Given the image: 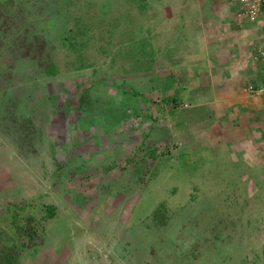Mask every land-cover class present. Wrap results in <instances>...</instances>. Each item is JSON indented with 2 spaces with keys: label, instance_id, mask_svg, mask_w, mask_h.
Listing matches in <instances>:
<instances>
[{
  "label": "rangeland",
  "instance_id": "obj_1",
  "mask_svg": "<svg viewBox=\"0 0 264 264\" xmlns=\"http://www.w3.org/2000/svg\"><path fill=\"white\" fill-rule=\"evenodd\" d=\"M8 2L0 0V111L29 126L40 153L32 156L27 142L14 143L11 130L0 134L1 168L12 165L6 162L10 150L23 146L29 156H20L22 179L14 180L7 168L10 178L0 179V191L20 190L0 192V252L13 246L21 252L23 242L6 219L47 190L45 202L35 204L39 221L45 205L56 203L57 229L74 237L52 253L54 243L45 247L42 234L43 243L34 245L39 260L33 263L32 251L23 250L16 264H264V137L247 129L250 136L239 135L233 146L225 132L206 130L214 136L210 142L204 131H177L171 124L179 106L169 113L159 104L180 82L152 75L162 62L161 56L155 61L156 42L177 52L178 27L162 26L168 14L160 13L170 0ZM84 28L93 34H83ZM23 42L35 44L31 53L15 51ZM50 63L53 76L46 73ZM87 87L75 104L76 93ZM71 123H77V144ZM150 141L166 151L144 167L149 173L141 181L127 159L141 156ZM50 152L62 153L66 163L56 182ZM148 198L157 200H150L154 208L164 205L165 224L150 220L154 208L141 203ZM138 205V212L144 209L134 221ZM200 217L205 222L198 229L192 225Z\"/></svg>",
  "mask_w": 264,
  "mask_h": 264
},
{
  "label": "crops",
  "instance_id": "obj_2",
  "mask_svg": "<svg viewBox=\"0 0 264 264\" xmlns=\"http://www.w3.org/2000/svg\"><path fill=\"white\" fill-rule=\"evenodd\" d=\"M165 7L160 13L166 12L168 16L162 26L178 27L179 37L173 43L177 52H171L172 46L168 43L161 46L155 41L159 51L155 61L161 56L164 64H154L152 75L156 73L158 78H167L171 84L175 77L180 80L177 90L168 89V97L183 98V101L178 100L182 106L179 105L176 112L179 113L177 121H172L171 125L177 131L186 130L192 135L204 131L210 142L214 136L206 130L225 132L224 137L231 138L229 144L232 142L233 146L239 135L240 140L250 136L251 133L249 136L243 133L247 129L263 138L264 133L260 132L264 130V93L252 94L249 87L264 83V63L254 58L258 49H264V19L252 22L241 16L240 4L234 0H170ZM166 51L171 52L167 57ZM162 66L166 67L165 72L161 71ZM172 109H175L172 105L166 107L169 113ZM188 111L193 114L186 115ZM217 143L222 145L219 140ZM7 154L6 162L13 160V163H7L4 168L0 166V179L10 178L3 173L7 168L12 178L19 181L22 159L12 150ZM18 159L20 161H16ZM15 169L19 171L15 173ZM9 189L0 192H20L19 188ZM49 192L40 190L39 198H34L35 204L44 201ZM35 204L30 205L34 212Z\"/></svg>",
  "mask_w": 264,
  "mask_h": 264
},
{
  "label": "trees",
  "instance_id": "obj_3",
  "mask_svg": "<svg viewBox=\"0 0 264 264\" xmlns=\"http://www.w3.org/2000/svg\"><path fill=\"white\" fill-rule=\"evenodd\" d=\"M8 3H12L13 0H8ZM49 2L45 3V7L48 6ZM51 7H53L52 5H50ZM83 34L85 35H90L93 34V31L89 28H84ZM26 40V38H24V41ZM35 44L33 42H23V44L21 46H18L17 49H15V51L17 52L18 50L22 51L24 54L26 53H31L32 50L34 49ZM26 51V52H25ZM156 66V65H155ZM55 65L54 64H49L48 69L46 70L47 75L49 76H53L56 73L55 70ZM57 74V73H56ZM152 78V77H151ZM104 79H96V81L101 82ZM95 82V81H94ZM93 82V83H94ZM107 82V81H105ZM88 87L86 88V90L84 91H79V92H75L77 95L74 97L75 100V104H79L82 102V100L85 99V97L88 95ZM131 90V89H130ZM131 92L135 95V96H139L144 98L146 94L144 93H140L136 90H131ZM75 95V94H74ZM179 99L174 98V97H168V98H162L159 101V104H161L162 106H164L165 108L168 105H172V107H178L179 105L182 106V104L179 103L178 101ZM147 102L153 103V104H158L157 100H152L151 98L147 97ZM72 103V102H71ZM163 108V107H161ZM6 114H4L3 112L0 111V134L2 136H4V133L11 130L13 138H14V143H18V145H24L23 143H21L22 141L27 142V144H29L28 148H29V152H31L32 156H37L39 155V148L37 147V145L35 144V137L36 135L31 132V130H29V126L27 124H23V123H17L15 124V122L13 120H11L10 118H8L7 116H5ZM29 121L33 122L32 117L29 116ZM156 122V121H155ZM20 124V125H19ZM70 132L73 131L74 129H76L77 127V123H71L70 124ZM151 129L153 130V128L150 126ZM33 129V128H32ZM152 130H147V132H145V135L150 138V133ZM41 133V132H40ZM71 135V134H70ZM73 138V142H75V144H77L79 142V133L78 131L74 132V135H72ZM38 137V136H37ZM37 139V138H36ZM21 141V142H20ZM165 141V140H164ZM152 151V156L148 155V152ZM166 150H162V146L160 143L157 144V142H155L154 144L151 143V141L146 144L145 146V150H142V155L141 156H137V154L129 157L127 159V162L130 164H136L134 170L137 172L136 174L138 175V179L141 181L145 180L146 175L149 173L147 170H145V166H147L148 163H150V161L152 163H154L160 156V154L162 152H165ZM19 155L25 158H29L28 153L25 152V150L23 149V146L19 147V151H18ZM51 153V152H50ZM53 153V152H52ZM51 153V157H52V162L54 165V171L52 172V179L53 182H56L57 179H60L62 176V172L64 170V168H66V163L63 162V155L62 153ZM42 156V154H41ZM185 161V159H184ZM158 164V162H157ZM184 164V163H183ZM177 174V173H176ZM46 177V176H45ZM181 179V178H180ZM180 179H178L177 181H179ZM173 181H176V179H174L173 177ZM158 188V187H157ZM156 188V189H157ZM167 189V188H166ZM164 189V190H166ZM155 190V189H154ZM158 190V189H157ZM151 196H149L150 198ZM164 197V195H160L159 198ZM166 198H170L172 197L171 194H166L165 195ZM39 198V196H37V199ZM147 199L144 200V202L142 201L141 203H144V205H148L149 208L152 207L154 208L152 202L153 201H157L156 199ZM158 198V199H159ZM42 199V198H41ZM40 199V200H41ZM35 199H33V201L31 202V200H26L24 202V208H18L17 210H15L14 212H12V215H10L6 220H9L12 224V229L14 230V234L15 237L18 238V240L20 239V241L23 242V246L24 248L21 250V252H19L16 248V246L13 247H8L6 249H4V251L0 252V264H16V262L19 261L20 258V254L24 252L25 253H30L32 251V257H30L31 261L34 263L35 260H39V258L36 257V253H40V249L35 248L34 245L37 244L36 241L38 240L40 243H43L42 239L40 240L39 236L43 234L42 237H44V242H45V247L47 243L53 244L52 247V253H55L57 251H60V249L62 247L65 246V243L62 242V240H67L70 241V239L72 240L74 235L71 231V237L65 238L66 235L64 233L61 234V232L57 229L56 225L58 224L55 219H57L58 217V209H57V204L55 203H49L45 205V209H43L44 214L43 216L40 218L42 220L39 221L38 216H37V212L39 211H33L32 207L34 206L33 204H35L36 202L34 201ZM150 200H152V202L150 203ZM171 200V199H170ZM40 201H38L39 203ZM30 205L32 207H30ZM136 208H139L138 206H135V208L132 209V216L131 219L134 221L140 220V211L142 209H144L143 205L140 206V211L138 212V209L136 210ZM164 208V205H159L157 207H155L152 211L151 214V221L154 225L159 226V225H163L165 224V216L164 213L162 212V209ZM36 210V208H35ZM41 211V210H40ZM148 210H145L144 213H147ZM21 213H23V215H21ZM94 215V214H93ZM13 220V221H12ZM39 221V222H38ZM43 222V223H42ZM49 222H51V224L49 225ZM204 222L205 220L202 221L201 217L199 219H197L194 224L192 226L199 228H202L204 226ZM35 223L37 225H40L39 227L35 225ZM60 223V222H59ZM62 224V223H61ZM185 224H183L184 226ZM65 226H63L64 228ZM68 230H71L70 228H68ZM65 235V236H64ZM41 237V238H42ZM39 238V239H37ZM57 239V240H56ZM60 240V242H58ZM26 249V250H25ZM24 250V252H23ZM22 256V255H21ZM32 263V264H33Z\"/></svg>",
  "mask_w": 264,
  "mask_h": 264
},
{
  "label": "built area",
  "instance_id": "obj_4",
  "mask_svg": "<svg viewBox=\"0 0 264 264\" xmlns=\"http://www.w3.org/2000/svg\"><path fill=\"white\" fill-rule=\"evenodd\" d=\"M240 4V15L248 18L252 22H256L259 19H264V0H234ZM256 60H260L264 63V49H258L255 57ZM249 91L252 94L264 93V83L261 86L249 87Z\"/></svg>",
  "mask_w": 264,
  "mask_h": 264
}]
</instances>
